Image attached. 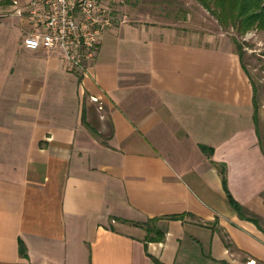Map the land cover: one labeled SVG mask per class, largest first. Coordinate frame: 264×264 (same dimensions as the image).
<instances>
[{
	"label": "crops",
	"instance_id": "1",
	"mask_svg": "<svg viewBox=\"0 0 264 264\" xmlns=\"http://www.w3.org/2000/svg\"><path fill=\"white\" fill-rule=\"evenodd\" d=\"M14 8L0 18V264H264V77L233 41L122 20L80 71L26 48Z\"/></svg>",
	"mask_w": 264,
	"mask_h": 264
},
{
	"label": "built area",
	"instance_id": "2",
	"mask_svg": "<svg viewBox=\"0 0 264 264\" xmlns=\"http://www.w3.org/2000/svg\"><path fill=\"white\" fill-rule=\"evenodd\" d=\"M19 2L13 0L17 12L33 25L25 47L59 50L67 65L84 71L96 58L104 31L113 24L118 0H24L18 6Z\"/></svg>",
	"mask_w": 264,
	"mask_h": 264
},
{
	"label": "rangeland",
	"instance_id": "3",
	"mask_svg": "<svg viewBox=\"0 0 264 264\" xmlns=\"http://www.w3.org/2000/svg\"><path fill=\"white\" fill-rule=\"evenodd\" d=\"M19 1L21 6L24 0ZM12 6L13 0H0V18L11 14ZM112 16L113 24L122 20L160 24L187 35L229 39L241 54L243 64L254 68L256 80L264 77V29L253 27L240 32L233 25L223 23L200 0H118L113 5Z\"/></svg>",
	"mask_w": 264,
	"mask_h": 264
},
{
	"label": "trees",
	"instance_id": "4",
	"mask_svg": "<svg viewBox=\"0 0 264 264\" xmlns=\"http://www.w3.org/2000/svg\"><path fill=\"white\" fill-rule=\"evenodd\" d=\"M206 8L212 10L223 23L231 24L240 32H246L253 27L264 29V0H200ZM241 55V54H240ZM242 57V56H241ZM207 152L211 150L203 146ZM223 185L227 192L231 205L239 212L241 217L250 218L256 223L253 217H248L245 208L231 194L226 176L225 167H221ZM21 249L24 252L25 246L21 241Z\"/></svg>",
	"mask_w": 264,
	"mask_h": 264
}]
</instances>
